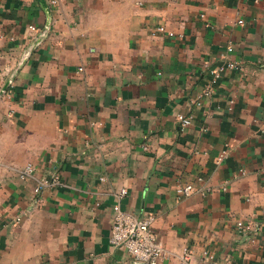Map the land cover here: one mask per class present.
Masks as SVG:
<instances>
[{
  "label": "crops",
  "instance_id": "crops-1",
  "mask_svg": "<svg viewBox=\"0 0 264 264\" xmlns=\"http://www.w3.org/2000/svg\"><path fill=\"white\" fill-rule=\"evenodd\" d=\"M117 202L158 264H264V0H0V264H138Z\"/></svg>",
  "mask_w": 264,
  "mask_h": 264
},
{
  "label": "built area",
  "instance_id": "built-area-1",
  "mask_svg": "<svg viewBox=\"0 0 264 264\" xmlns=\"http://www.w3.org/2000/svg\"><path fill=\"white\" fill-rule=\"evenodd\" d=\"M31 30H35V27L29 26ZM157 32H166L164 25H159L157 27ZM170 36L173 35L172 32H167ZM232 48L228 46L225 52L231 53ZM226 61L223 65L219 66L217 69L210 71L212 76V83L220 77L222 71L225 68H239L237 61L228 59L226 56ZM205 93H208L206 91ZM233 100H230L232 103ZM177 120L182 126H187L191 122V116L178 115ZM224 152L220 155L223 156ZM34 172V167L32 165H26L19 173L20 178H25ZM48 181L46 179H41L39 184L35 187V191L39 192L42 185H45ZM191 185L184 186L180 191L185 195L192 191ZM126 193L125 189L120 191L118 197H122ZM154 218L151 215L136 217L129 212L122 210L117 202L112 207V219H111V229H110V243L114 247L124 248L132 259L138 264H158L159 258L165 254V249L163 244L156 238L151 227ZM237 228L241 231L252 232L253 227L249 223H243L239 221L237 223ZM188 255L187 251L184 253V257Z\"/></svg>",
  "mask_w": 264,
  "mask_h": 264
},
{
  "label": "water",
  "instance_id": "water-1",
  "mask_svg": "<svg viewBox=\"0 0 264 264\" xmlns=\"http://www.w3.org/2000/svg\"><path fill=\"white\" fill-rule=\"evenodd\" d=\"M40 3L42 4V6H44V7L46 6V5L44 4V2L40 1Z\"/></svg>",
  "mask_w": 264,
  "mask_h": 264
}]
</instances>
